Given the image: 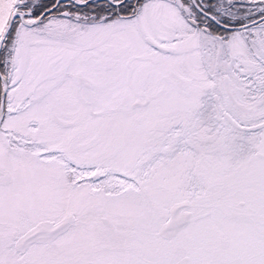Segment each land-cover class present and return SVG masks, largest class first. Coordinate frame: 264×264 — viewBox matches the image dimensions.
<instances>
[{
	"label": "snow or ice",
	"instance_id": "1",
	"mask_svg": "<svg viewBox=\"0 0 264 264\" xmlns=\"http://www.w3.org/2000/svg\"><path fill=\"white\" fill-rule=\"evenodd\" d=\"M0 264H264V0H0Z\"/></svg>",
	"mask_w": 264,
	"mask_h": 264
}]
</instances>
